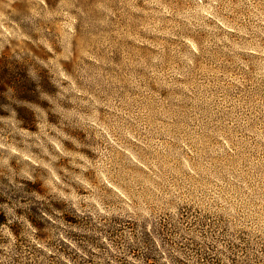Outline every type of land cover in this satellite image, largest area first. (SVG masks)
<instances>
[{"label": "rangeland", "instance_id": "rangeland-1", "mask_svg": "<svg viewBox=\"0 0 264 264\" xmlns=\"http://www.w3.org/2000/svg\"><path fill=\"white\" fill-rule=\"evenodd\" d=\"M0 215V264H264V0H0Z\"/></svg>", "mask_w": 264, "mask_h": 264}, {"label": "trees", "instance_id": "trees-1", "mask_svg": "<svg viewBox=\"0 0 264 264\" xmlns=\"http://www.w3.org/2000/svg\"><path fill=\"white\" fill-rule=\"evenodd\" d=\"M15 92H16V94H18V93H19V94H20V93H21V94H24V91L21 90L20 87H16ZM0 216H1V215H0ZM6 225H7V223L4 221V218H1V217H0V228L3 227V226H6ZM11 229H12V227H11ZM12 231H13L14 234L17 235L18 232H17L16 230H12ZM148 259H149V258L147 257L146 260H148Z\"/></svg>", "mask_w": 264, "mask_h": 264}]
</instances>
